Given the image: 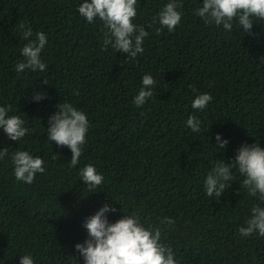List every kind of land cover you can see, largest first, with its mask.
Segmentation results:
<instances>
[{"label":"trees","instance_id":"1","mask_svg":"<svg viewBox=\"0 0 264 264\" xmlns=\"http://www.w3.org/2000/svg\"><path fill=\"white\" fill-rule=\"evenodd\" d=\"M167 2L138 0L134 23L149 35L144 52L127 60L122 51L103 49V23L80 16L82 0H0V106L11 105L10 114L29 129L17 142L0 128V149L9 150L0 161V264H20L29 253L35 264H75L73 257L83 264L75 245L87 238L84 220L105 203L118 210L108 213L110 222L125 215L123 207L146 225L173 218L163 226V239L180 264H264V237L238 233L259 202L242 189L244 178L234 170L221 198L204 189L214 161L230 162L244 143L264 147V21L254 22V35L238 25L229 32L194 15L202 0H183L176 30L157 31L153 17ZM21 23L33 29L32 38L40 31L47 36L44 72L15 71L27 43ZM145 74L157 84L138 108L133 99ZM34 89L46 97L34 101ZM200 93L213 100L195 113L202 131L193 133L185 125ZM59 102L73 104L89 120L75 168L71 150L47 138ZM217 133L229 141L220 152ZM18 150L44 161L45 172L31 184L15 179L11 153ZM87 164L103 175L101 191L89 193L81 180Z\"/></svg>","mask_w":264,"mask_h":264},{"label":"clouds","instance_id":"2","mask_svg":"<svg viewBox=\"0 0 264 264\" xmlns=\"http://www.w3.org/2000/svg\"><path fill=\"white\" fill-rule=\"evenodd\" d=\"M183 7V0H168L158 15L153 17V23L158 22L161 26L157 31L163 28L169 32L175 31L183 19ZM137 9L138 0H82L78 5L80 16L89 24L97 19L103 23V49L110 47L115 52L122 51L127 54V60H134L144 52L143 43L149 35L143 25L134 23ZM194 15L207 26H222L230 32L234 25H238L243 33L253 34L251 30L254 22L264 21V0H202V4L194 9ZM19 28L27 43L21 49L24 60L17 63L15 71H46L47 65L41 58L47 44L46 34L36 32L35 38H32L33 29L30 26L21 23ZM43 82L49 84L47 80ZM156 84L157 81L151 74L143 75L142 86L133 99L136 107L140 108L148 102L154 95ZM192 90L196 92L195 86H192ZM74 94H78V91ZM45 97L43 90L34 89V101L40 102ZM212 100L211 93L196 95L191 103L193 114L187 117L185 127L193 133H200L201 121L195 113L204 111ZM11 110V105L0 106V128L9 139L19 142L29 129L20 115L10 114ZM48 124V140L71 150L70 165L75 168L87 143V114L71 103L59 102L56 112L49 116ZM215 138V147L220 152L229 141L222 139L219 133ZM8 156V147L0 149V161ZM11 163L15 179L28 184L34 182L38 173L46 170L42 157L34 156L26 150L12 152ZM234 170L244 178L242 189L259 201L251 207L250 215L239 227L238 233L242 237L255 234L264 237V147L259 142L244 143L236 150V155L230 162L222 158L214 161L204 180L207 196L221 198L231 187ZM79 175L89 193L98 191L104 182L103 175L92 164L81 168ZM116 211L115 207L105 203L98 211L85 218L83 226L87 230V238L75 245L83 264H180L173 247L163 239V226L173 225V218L164 216L159 219V224L146 225L139 214L134 211L129 213L123 207L125 215L110 222L108 213ZM73 260L75 264H80V259L73 257ZM20 264H35V259L31 253L25 254L21 256Z\"/></svg>","mask_w":264,"mask_h":264}]
</instances>
